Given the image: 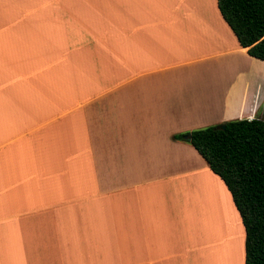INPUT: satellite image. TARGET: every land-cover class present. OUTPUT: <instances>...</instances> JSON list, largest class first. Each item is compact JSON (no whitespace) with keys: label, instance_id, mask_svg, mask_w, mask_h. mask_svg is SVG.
Returning <instances> with one entry per match:
<instances>
[{"label":"crops","instance_id":"crops-1","mask_svg":"<svg viewBox=\"0 0 264 264\" xmlns=\"http://www.w3.org/2000/svg\"><path fill=\"white\" fill-rule=\"evenodd\" d=\"M15 1L0 10V264H245L231 193L185 138L264 119V61L217 0H21L16 20Z\"/></svg>","mask_w":264,"mask_h":264},{"label":"trees","instance_id":"trees-1","mask_svg":"<svg viewBox=\"0 0 264 264\" xmlns=\"http://www.w3.org/2000/svg\"><path fill=\"white\" fill-rule=\"evenodd\" d=\"M217 5L239 44L264 61V0H217ZM189 134L231 193L245 228V264H264V119L233 120Z\"/></svg>","mask_w":264,"mask_h":264},{"label":"rangeland","instance_id":"rangeland-1","mask_svg":"<svg viewBox=\"0 0 264 264\" xmlns=\"http://www.w3.org/2000/svg\"><path fill=\"white\" fill-rule=\"evenodd\" d=\"M15 3L18 4V6L16 7L17 10L15 13V20L22 18L23 16H27V14L29 13L28 2H23L21 0H19L17 2V0H16ZM4 9H6V2H5V0H0V10H4ZM23 20H25V19L23 18ZM228 239H227V241H228ZM208 264H211V260H209V259H208Z\"/></svg>","mask_w":264,"mask_h":264},{"label":"water","instance_id":"water-1","mask_svg":"<svg viewBox=\"0 0 264 264\" xmlns=\"http://www.w3.org/2000/svg\"><path fill=\"white\" fill-rule=\"evenodd\" d=\"M219 128H224V124L218 125ZM186 139H190V134L185 136Z\"/></svg>","mask_w":264,"mask_h":264},{"label":"bare ground","instance_id":"bare-ground-1","mask_svg":"<svg viewBox=\"0 0 264 264\" xmlns=\"http://www.w3.org/2000/svg\"><path fill=\"white\" fill-rule=\"evenodd\" d=\"M224 209V208H223Z\"/></svg>","mask_w":264,"mask_h":264}]
</instances>
